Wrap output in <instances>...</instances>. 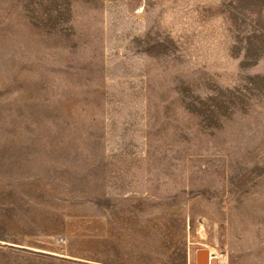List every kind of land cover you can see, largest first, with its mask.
<instances>
[{"label": "rangeland", "instance_id": "374dc122", "mask_svg": "<svg viewBox=\"0 0 264 264\" xmlns=\"http://www.w3.org/2000/svg\"><path fill=\"white\" fill-rule=\"evenodd\" d=\"M199 249L264 264V0H0V264Z\"/></svg>", "mask_w": 264, "mask_h": 264}, {"label": "water", "instance_id": "95a60500", "mask_svg": "<svg viewBox=\"0 0 264 264\" xmlns=\"http://www.w3.org/2000/svg\"><path fill=\"white\" fill-rule=\"evenodd\" d=\"M215 255H211L206 249H199L196 252V264H217Z\"/></svg>", "mask_w": 264, "mask_h": 264}, {"label": "bare ground", "instance_id": "6f19581e", "mask_svg": "<svg viewBox=\"0 0 264 264\" xmlns=\"http://www.w3.org/2000/svg\"><path fill=\"white\" fill-rule=\"evenodd\" d=\"M213 255H215L214 259H216L219 264H224V259L220 255L218 254H213Z\"/></svg>", "mask_w": 264, "mask_h": 264}]
</instances>
